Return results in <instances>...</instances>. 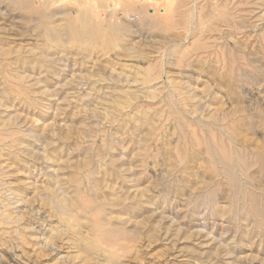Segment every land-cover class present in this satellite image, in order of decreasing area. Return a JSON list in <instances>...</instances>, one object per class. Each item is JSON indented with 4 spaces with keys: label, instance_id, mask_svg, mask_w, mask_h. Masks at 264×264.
I'll list each match as a JSON object with an SVG mask.
<instances>
[{
    "label": "rangeland",
    "instance_id": "obj_1",
    "mask_svg": "<svg viewBox=\"0 0 264 264\" xmlns=\"http://www.w3.org/2000/svg\"><path fill=\"white\" fill-rule=\"evenodd\" d=\"M43 1L0 0V264H264V0ZM81 12L135 27L45 38Z\"/></svg>",
    "mask_w": 264,
    "mask_h": 264
},
{
    "label": "bare ground",
    "instance_id": "obj_2",
    "mask_svg": "<svg viewBox=\"0 0 264 264\" xmlns=\"http://www.w3.org/2000/svg\"><path fill=\"white\" fill-rule=\"evenodd\" d=\"M216 1V0H215ZM44 2H45V4H44ZM48 3V0L47 1H43L42 3L44 4L43 6L44 7H42V10L40 9V12L42 11V12H44V10L46 9V7H47V3ZM24 3V2H23ZM194 3V2H193ZM196 7V6H195ZM194 7V8H195ZM35 9H37L36 7H35ZM138 9V8H137ZM216 9V8H215ZM38 10V9H37ZM128 10H130V8H128ZM195 10V9H194ZM36 11V10H35ZM80 11V10H79ZM78 11V12H79ZM155 11V10H154ZM198 11V10H197ZM34 12V11H33ZM70 11H68V13H69ZM77 12V11H76ZM77 12V13H78ZM84 12V11H83ZM83 12H81V14H80V16L78 15V17L77 18H75V19H73L72 21H70L69 20V22L68 23H66L65 25H59V27H55L54 25H53V23L52 24H49V22L48 23H45L43 20L41 21L42 22V24H43V30H44V35H45V38L47 37V38H50L51 40H52V42H58V43H76V45L77 44H80L81 46L82 45H85V44H87V43H90L91 41H92V43H95L94 45H98V44H100L101 46L102 45H104V47H105V45H110V47H111V45L113 44L114 46H115V44H117V43H119V42H122V41H124V37H126V38H128L127 36H129V35H127L126 36V33L127 32H129L128 30L129 29H132V28H134L135 26L133 25V24H131L132 22H127V21H123V20H121V21H123L122 23L120 22H114L113 20H114V18H113V22L112 21H109V22H106V23H104V22H98V21H96V20H94V18H92L91 16H89V15H87V13H85L84 15H83ZM86 12H87V10H86ZM199 12V11H198ZM201 12V11H200ZM223 12V11H222ZM64 13V12H63ZM66 13V12H65ZM72 13V12H71ZM80 13V12H79ZM203 13V12H202ZM201 13V14H202ZM224 13V12H223ZM47 13H45V15H46ZM61 14V13H60ZM200 14V13H199ZM198 14V15H199ZM56 15V14H55ZM194 15H195V13H194ZM198 15L196 16L197 18H195V19H198ZM47 16V15H46ZM51 16V15H50ZM54 16V15H53ZM73 16V15H72ZM200 16H202V15H200ZM219 16H220V14H219ZM224 16V15H223ZM222 16V17H223ZM195 17V16H194ZM226 17V16H225ZM47 18V17H46ZM49 18V17H48ZM200 18V17H199ZM215 18H217V15H216V17ZM221 18V17H220ZM220 18H219V20H220ZM67 19V18H66ZM66 19L64 18V20L66 21ZM69 19V18H68ZM70 19H72L71 17H70ZM202 19V18H201ZM201 19L199 20V22L201 21ZM212 19V18H211ZM210 19V20H211ZM225 19V18H224ZM62 20V19H61ZM116 20V19H115ZM171 20V19H170ZM117 21V20H116ZM173 21V20H172ZM223 21V20H222ZM54 22V21H53ZM62 22V21H61ZM59 23H60V21H59ZM58 23V24H59ZM174 23V22H173ZM201 23V22H200ZM203 23V22H202ZM56 24V23H55ZM57 24V25H58ZM175 24V23H174ZM173 24V25H174ZM203 25V24H202ZM202 25H200L201 27H202ZM147 28H157V29H159L160 27H163V26H167V25H165V21H164V18H161V19H159V18H154V20H153V23L151 24L150 22H148L146 25H145ZM211 26V25H210ZM206 27V24L204 25V28ZM214 28V27H213ZM136 29V28H135ZM162 29V28H161ZM137 30V29H136ZM199 30H202V31H204L203 30V28H199ZM202 31H199V34H200V32L202 33ZM43 33H42V36L44 37V35H43ZM131 33V32H130ZM68 39H70L71 41H69ZM49 41V40H48ZM125 42V41H124ZM124 42H122V43H124ZM48 43V45H50L49 44V42H47ZM55 43V44H56ZM127 43V42H126ZM192 43H194V42H192ZM197 43V42H196ZM52 44V43H51ZM197 44H199V43H197ZM44 45H46V44H44ZM53 45V44H52ZM66 44H64V46H65ZM73 45V44H72ZM56 46V45H55ZM68 46V45H67ZM70 46H71V44H70ZM92 47H94L93 45H91ZM113 46V47H114ZM122 46H124L123 44H122ZM50 47H53V46H50ZM50 47H48V48H50ZM88 49L90 48V47H87ZM101 48V47H100ZM100 48H98V49H100ZM97 49V48H96ZM105 49V48H104ZM100 50H102V49H100ZM188 51V50H187ZM181 54H183V53H181ZM179 57H181V56H179ZM178 60V59H177ZM179 61V60H178ZM155 75V74H154ZM153 75V76H154ZM145 76V75H144ZM148 76V75H147ZM146 76V77H147ZM145 78V77H144ZM148 78V77H147ZM144 82H147V81H145V80H143ZM151 81V80H150ZM215 142V141H214ZM223 148V147H222ZM219 149H220V147H219ZM221 150V149H220ZM185 155V154H184ZM208 155V154H207ZM223 155H221V157H222ZM224 157V156H223ZM230 158V157H229ZM221 159H223V158H221ZM226 158H224V160H225ZM228 159V158H227ZM229 160V159H228ZM223 161V160H222ZM224 162V161H223ZM231 162V161H230ZM229 162V163H230ZM225 163H227V160H226V162ZM243 163V162H242ZM225 165V164H224ZM232 164H230V166H231ZM242 165H244V164H242ZM246 165V164H245ZM244 165V166H245ZM226 166V165H225ZM226 167H229L228 165L226 166ZM246 167H247V165H246ZM230 168V167H229ZM245 172H247L246 170H245ZM60 203V202H59ZM51 204H53V205H51V206H54V203H51ZM61 204V203H60ZM62 205V204H61ZM58 207H60V206H58ZM66 208V207H65ZM65 208H62V209H65ZM57 209V208H56ZM52 210H53V208H52ZM55 210V209H54ZM58 210V209H57ZM66 210L67 209H65V210H62V211H64L63 213L64 214H66V216L68 215V211L66 212ZM60 211H61V209H60ZM61 211V212H62ZM57 214V213H56ZM65 216V217H66ZM69 216V215H68ZM62 217V216H61ZM67 221V220H66ZM105 233V232H104ZM105 236V235H104ZM109 236V235H108ZM108 236L106 237L107 238V240L109 239L108 238ZM113 238V237H112ZM116 238V237H115ZM109 241V240H108ZM115 241H117V240H115ZM114 241V242H115ZM111 242V244H112V242L113 241H110ZM113 242V243H114ZM104 243H105V240H104ZM106 243H109V242H107L106 241ZM110 244V243H109ZM110 244V245H111ZM95 245V244H94ZM96 247H97V245H96ZM99 247V246H98ZM100 247H101V245H100ZM103 249V248H102ZM106 250V249H105ZM106 252V251H105Z\"/></svg>",
    "mask_w": 264,
    "mask_h": 264
}]
</instances>
